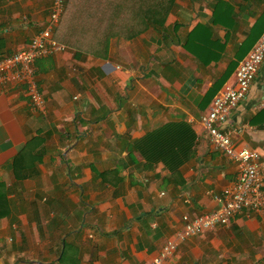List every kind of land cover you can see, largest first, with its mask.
<instances>
[{
  "label": "crops",
  "instance_id": "1",
  "mask_svg": "<svg viewBox=\"0 0 264 264\" xmlns=\"http://www.w3.org/2000/svg\"><path fill=\"white\" fill-rule=\"evenodd\" d=\"M49 7L0 0V58L30 42ZM263 32L264 0H176L160 30L111 37L105 57L66 48L38 58L45 112L23 84L0 89V264H149L183 215L215 209L237 166L200 116ZM263 97L264 61L226 127L264 160ZM168 131L190 152L175 173L135 148ZM165 264H264V208L185 238Z\"/></svg>",
  "mask_w": 264,
  "mask_h": 264
},
{
  "label": "built area",
  "instance_id": "2",
  "mask_svg": "<svg viewBox=\"0 0 264 264\" xmlns=\"http://www.w3.org/2000/svg\"><path fill=\"white\" fill-rule=\"evenodd\" d=\"M63 11L64 0H50L43 26L30 42L24 48L0 58V89L8 85L23 84L31 106L39 112H45V100L37 85L34 64L38 58L66 50L67 46L53 37ZM263 61L264 32L239 61L233 83L221 88L213 97L207 112L200 116V123L214 148L236 164L235 178L219 193L214 194L218 203L215 209L194 218L183 215L181 229L175 232L173 238L165 241L149 264H165L173 256L180 241L218 226L228 225L240 211L250 215L264 208V160L253 148L237 147L233 134L240 128L226 127L231 111L248 95ZM261 105H264V97Z\"/></svg>",
  "mask_w": 264,
  "mask_h": 264
},
{
  "label": "trees",
  "instance_id": "3",
  "mask_svg": "<svg viewBox=\"0 0 264 264\" xmlns=\"http://www.w3.org/2000/svg\"><path fill=\"white\" fill-rule=\"evenodd\" d=\"M175 2L176 0H64V11L53 37L67 48L105 57L111 37L131 39L148 28L160 30ZM176 137L179 136L170 135L169 131L158 136H147L136 141L135 148L146 150L141 153L148 159H161L175 173L183 156H190V152H185V155L183 153V148L187 147L184 140L179 141L180 137ZM175 147H179L182 152L175 153ZM157 150L161 153H157ZM21 157L22 154H19L13 163L18 164ZM6 204L7 198L0 187V216L3 215ZM69 248L66 242L60 251V262L67 260Z\"/></svg>",
  "mask_w": 264,
  "mask_h": 264
}]
</instances>
